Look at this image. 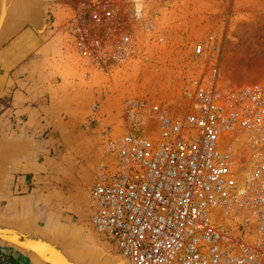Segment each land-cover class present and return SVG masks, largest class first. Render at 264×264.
<instances>
[{
    "label": "built area",
    "instance_id": "2783aa9c",
    "mask_svg": "<svg viewBox=\"0 0 264 264\" xmlns=\"http://www.w3.org/2000/svg\"><path fill=\"white\" fill-rule=\"evenodd\" d=\"M171 1L67 5L66 50L103 89L134 88L118 80L158 58L184 57L179 83L166 85L173 96L117 101L84 216L128 264H264V83L221 81L219 39L189 37Z\"/></svg>",
    "mask_w": 264,
    "mask_h": 264
},
{
    "label": "crops",
    "instance_id": "0c3cea01",
    "mask_svg": "<svg viewBox=\"0 0 264 264\" xmlns=\"http://www.w3.org/2000/svg\"><path fill=\"white\" fill-rule=\"evenodd\" d=\"M6 1L10 35L0 46V137L24 150L4 176L0 215L32 217L48 230L84 236V195L100 159L101 120L92 104L106 89L76 70L56 24L61 10L55 2ZM22 262L0 246V264Z\"/></svg>",
    "mask_w": 264,
    "mask_h": 264
},
{
    "label": "rangeland",
    "instance_id": "374dc122",
    "mask_svg": "<svg viewBox=\"0 0 264 264\" xmlns=\"http://www.w3.org/2000/svg\"><path fill=\"white\" fill-rule=\"evenodd\" d=\"M48 1L55 2L61 10L56 21V24L58 22L60 25L68 12L67 5L71 4L70 0ZM176 5L186 16L184 21L189 37H203L208 33H214L219 39L218 67L221 81L229 87L264 83V0H176ZM5 23L6 16L2 30ZM172 36L175 41L176 36L173 34ZM154 61L153 64H146L149 70H132L118 80L120 83L129 82L134 88L106 89L99 92L100 96L96 98L99 109L96 112L100 114L101 121H97L96 126L100 133L104 127L115 128L112 117L120 98L144 95L163 98L175 94V89L172 87L166 89V85L172 79L173 85L179 83V75L175 69L184 61L182 53ZM155 67L157 70L153 71ZM84 220L88 221L87 216H84ZM85 231L87 233L84 236L79 234L84 251L107 255L110 260L121 259L116 254L113 244L101 234H97L91 225H88Z\"/></svg>",
    "mask_w": 264,
    "mask_h": 264
},
{
    "label": "water",
    "instance_id": "95a60500",
    "mask_svg": "<svg viewBox=\"0 0 264 264\" xmlns=\"http://www.w3.org/2000/svg\"><path fill=\"white\" fill-rule=\"evenodd\" d=\"M4 2L1 0L0 7ZM9 35L6 31L0 36V46ZM23 150L22 144L0 137V189L11 158ZM0 246L13 250L23 260L22 264H108L104 254L84 251L80 237L66 229L49 232L32 217L0 215Z\"/></svg>",
    "mask_w": 264,
    "mask_h": 264
},
{
    "label": "bare ground",
    "instance_id": "6f19581e",
    "mask_svg": "<svg viewBox=\"0 0 264 264\" xmlns=\"http://www.w3.org/2000/svg\"><path fill=\"white\" fill-rule=\"evenodd\" d=\"M3 4H5V2ZM171 5L174 6L175 5V2L174 1H171ZM6 8H7V5L6 4L3 5V7H1V12H0V36L1 35H4L6 33V31H7L6 30V27H7V19H6V23H5L4 29L2 30V24L4 22V18H5V16L7 17ZM43 228L46 229L45 227H43ZM46 230L49 231V232H55V231H51V230H48V229H46ZM105 256L107 257V255H105ZM120 260H122V261H120ZM107 263L108 264H128V261H127V259H123V258L119 259V261H117V259H115V260H109L107 258ZM101 264H105V263L102 262Z\"/></svg>",
    "mask_w": 264,
    "mask_h": 264
}]
</instances>
